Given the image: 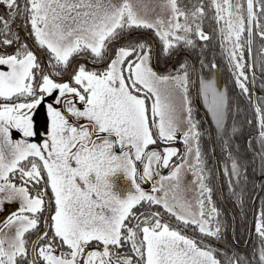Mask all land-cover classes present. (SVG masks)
<instances>
[{
    "label": "snow or ice",
    "instance_id": "snow-or-ice-1",
    "mask_svg": "<svg viewBox=\"0 0 264 264\" xmlns=\"http://www.w3.org/2000/svg\"><path fill=\"white\" fill-rule=\"evenodd\" d=\"M2 3L0 210L4 229L12 232L0 234V264H264V197L254 216L260 243L250 253L241 251L235 238L228 251L180 227H198L204 236L227 243L222 210L213 199L212 168L201 145L204 130L189 94L196 68L185 58L176 68L158 72L152 66L155 43L131 35L150 28L162 52L181 46H199L203 52L211 38L204 29L211 12L234 81L254 105L259 132L248 137V147L259 142L261 150L254 155L264 171V95L253 97L249 87L257 62L264 71V43L258 54L253 50L257 37L264 41V0H193L191 6L162 0L151 9L132 0ZM17 18L25 28L30 23L29 34L48 53L46 62L21 41L13 27ZM13 44L14 51H8ZM75 56L105 63L89 67ZM200 66L198 92L215 124L229 193L240 203L247 168L233 140L241 129L235 120L227 123L226 89L214 75H205L204 69L218 71L215 59L201 55ZM42 108L46 120L38 142L34 113ZM66 113L88 120L81 125ZM13 130L22 135L14 138ZM178 140L183 150L175 145ZM165 166L166 175L160 172ZM119 172L130 182L123 196L114 190ZM188 172L197 193L194 202L177 195L187 188ZM144 181H151L150 190ZM163 210L176 217L175 224L164 219ZM31 232L35 238H29Z\"/></svg>",
    "mask_w": 264,
    "mask_h": 264
},
{
    "label": "flooded vegetation",
    "instance_id": "flooded-vegetation-1",
    "mask_svg": "<svg viewBox=\"0 0 264 264\" xmlns=\"http://www.w3.org/2000/svg\"><path fill=\"white\" fill-rule=\"evenodd\" d=\"M6 8V5H4L2 3V0H0V9H4ZM13 27L16 28L19 32V36L21 41H27L29 46L32 48V50L36 51L38 54V57H40L41 59H43L45 62L48 59V53L47 51H45L43 48H41L39 45H37L34 41V36L30 35V23L28 25L27 28H25L24 23L22 20H20L19 18H17L16 22L13 24ZM216 25L214 22H210L208 25V32H210L211 34H213L215 31ZM214 35V34H213ZM161 42V41H160ZM264 43V41H261L258 37L256 38V43L253 45V50L255 54L259 53V46ZM15 49V44H13L12 46H9L8 51H14ZM5 51V47L0 44V52ZM170 57V60H167V58ZM187 58L188 59V55L186 51H182L181 47L178 51L173 52L171 54L165 53V52H160V60H161V64L158 66L156 65V67L152 64V66L158 71V72H167L170 69H174L177 67V65L179 63H182L183 60ZM215 59L216 64L218 65V71L215 72H207L205 73V75H214L217 79H219V82L217 81V83L222 87L225 88L227 91V96H228V112L232 111L234 108L237 109L238 113L241 111V106L242 102L239 101V99H244L247 101V109L249 107V111L252 113L253 117H252V121L254 123H252V125H254V132L250 135V136H256L259 132V124L258 121L256 119V113L254 110V105L251 104L247 98L246 94H243L239 88V86L235 83L234 78H233V73L231 68L228 66L227 60L225 59V56L222 54L221 49H220V44H219V40H218V36L212 37L208 40V59L207 60H212ZM75 60L78 62H84L87 66L89 67H100L102 66L105 62H101L100 64H96L93 63L91 60H89L87 58V56H75ZM249 62H251V58H249ZM191 65H193V62H191ZM251 73V69L248 70ZM191 79L193 80V75L191 76ZM251 79V77H250ZM195 83H194V87L193 85L190 87L189 89V94L190 96H192L193 98V106H194V112L193 115L195 116L196 119H199L200 117L198 116L200 114V116L203 118L206 127L209 128V130H212V126H215L212 115L210 113V111L207 108V105L204 102L203 97L199 94L198 92V88H199V76H196L195 73V79H194ZM262 84H264V71H261L259 63L257 62L256 65V69H255V83L249 85V87L251 89H253L252 91V96L255 97L257 95H264V87H262ZM0 102H2V99H0ZM80 107H82V103L79 104ZM59 106V105H58ZM63 110V109H62ZM67 115H69L70 120H73L74 122L78 123V124H84L88 118L86 117V119H84L83 117H73L72 114L70 113H66ZM206 119H205V117ZM34 123L35 126L37 128H39V132L37 133V136L33 137L34 139H37V141L39 142L40 139L43 137L44 134V127L43 125L45 124V120L46 117L44 116H37V113L34 114ZM77 118H79L77 121ZM201 124V123H200ZM22 133L19 132V130H13V136L14 138H19V136H21ZM175 145L180 148L181 150H183V142L182 141H176ZM157 145H150V147H156ZM249 150H252V156H254V153L259 152L260 149V144L258 141H254L251 148H249ZM118 151V149H117ZM237 151V149H236ZM243 151V147L239 144V153L241 154ZM173 159L177 160L178 162V157H173ZM206 161L209 167L215 170V175H216V181L218 184V174H217V168H223V163L220 160H216V158L211 157L208 158L206 156ZM254 165H255V170H254V174L252 172H250L249 170V166H246L247 168V177L251 178L253 175H256V191L254 194V198H253V203H254V199L257 197V195L259 194L261 197H264V171H261V161H260V157L258 155H256V158L254 159ZM139 166V165H138ZM170 169L165 167H162L160 169V172L163 174H166ZM122 173V172H121ZM124 175V174H123ZM18 176V174H17ZM17 176H13V179L16 180L17 183H19V180L17 179ZM125 177V176H124ZM125 179H127L125 177ZM212 179L210 181V184L212 185ZM117 186H118V190L117 191L120 195H125L126 194V188L130 187L129 182H127L126 180L120 179L117 182ZM115 185V184H114ZM43 186V185H41ZM142 186L146 189V190H150L151 189V181H144L142 182ZM226 189V188H225ZM227 192L224 193V190H220L219 191V195H220V199H221V204L224 206L225 209H227L228 211H233L234 209H236L238 212H240L242 209H244V204L242 202L237 203L235 201V199L230 195L229 193V189H226ZM49 194L50 193V185L48 188ZM222 191V193H221ZM221 204L216 202L217 207H219L221 209ZM4 209H9V204L7 202H5L4 205ZM162 209V205L159 206L158 208H155L154 210H161ZM141 210V209H140ZM164 212H166V210H163ZM164 216V215H163ZM172 217V218H170ZM4 219H5V213L4 210H0V234H3L4 231H7L9 235H11L12 229H4ZM164 219L169 220L170 222H172L173 224L176 223V217L172 214H169L168 217L164 216ZM174 219V220H173ZM197 235L200 236L201 239L207 240V243L212 245L213 242L212 240L207 237L204 236L203 234H201L199 232V229L197 227ZM36 233L35 232H31L29 238H35Z\"/></svg>",
    "mask_w": 264,
    "mask_h": 264
},
{
    "label": "trees",
    "instance_id": "trees-1",
    "mask_svg": "<svg viewBox=\"0 0 264 264\" xmlns=\"http://www.w3.org/2000/svg\"><path fill=\"white\" fill-rule=\"evenodd\" d=\"M180 3L183 5L191 6L193 0H179ZM209 0H205V4H208ZM211 12H209V18H206L204 29L205 31H208V25L210 22H214V20L210 19ZM214 34V35H213ZM212 37L217 36L216 32H214ZM133 36H139L142 39H147L155 43L156 45V51L154 55L155 63L156 65L161 64L160 60V40L159 37L155 34L153 29L150 28H141L137 29L134 32L131 33ZM204 41H198L199 44H204ZM207 47L201 52V48L199 46L196 47L195 50L191 48H186L184 46H181L182 51H186L188 55L189 64L191 65V62L195 65L196 68V76L200 75V56L203 55L208 59V41ZM167 60H170V57L167 58ZM204 72L207 73L208 69H204ZM239 101L242 102L241 111L238 113L237 109L234 108L232 111L228 112V120L227 123L229 126H231L233 120L237 122V124L240 127V131L236 134L235 139L233 140V145L240 144L243 147V151L240 155L241 159L243 160L244 164L246 166H249L250 172L254 174L255 165H254V159L256 158V155L252 156V150H249L248 147V137L254 132V123L252 121V113L249 111V107L247 109V101L244 99H239ZM200 118L197 119L201 124L200 128L204 130L203 135L201 136V145L204 150V152L207 154L206 156L211 159L213 157L212 150L213 145L215 146V155L214 158L216 160H220L223 162L224 155L220 150V142L217 138L215 126H212L211 130V139H209L208 131L209 128L206 127V124L203 120V118L198 115ZM205 117V116H204ZM206 119V117H205ZM251 120V123L248 121ZM234 151L236 149L234 148ZM239 153V149H238ZM218 184L216 181V175L215 170L212 166V187H213V199L215 202L222 203L219 195L220 190H224V193L227 192L228 184L225 175L223 174V171L221 168H219V174H218ZM241 187L243 191V197H242V203L244 204V209H242L240 212H238L236 209L233 211H228L224 208V206L221 204V218L225 221V229H224V236L227 239V243L224 242V239H216L215 237H209L212 242L213 246L217 248H226L228 251H231V248L233 246V240L235 238L236 244L240 247V250L243 252H251V249L253 247H256L259 245L260 240L255 232V225H254V216L255 213L259 211L260 205H261V196L258 194L257 197L253 198L256 191V175H253L251 178L247 177V180L241 181ZM226 188V189H225ZM229 189V188H228ZM222 193V191H221ZM136 210H140L138 206H134ZM162 215L165 217H168L169 214L167 212H162ZM172 218V217H170ZM174 220V219H173ZM180 227L183 228V230L189 234L194 235L198 239H201L199 235H197V227H184L182 224ZM221 259H223V256L218 252L216 253Z\"/></svg>",
    "mask_w": 264,
    "mask_h": 264
},
{
    "label": "rangeland",
    "instance_id": "rangeland-1",
    "mask_svg": "<svg viewBox=\"0 0 264 264\" xmlns=\"http://www.w3.org/2000/svg\"><path fill=\"white\" fill-rule=\"evenodd\" d=\"M161 2H162V0H132V3L135 4V5H137V6H141L143 4H147L149 6V9H151V6L153 4H157L158 5ZM160 11L161 10L159 8L156 9V12H160ZM149 14L150 15H155L156 13L150 11ZM162 14L166 16L167 15V12H163ZM78 106H80V105H78ZM37 116H44V117H46V108L39 109L38 112H37ZM83 118L86 119V117H83ZM78 119L79 118H77V121H80ZM117 149L119 151V148L118 147H117ZM158 179H159V176L156 175V174H154L153 175V180H158ZM191 179H192V174L190 172L186 173L185 174V178H184V185H186L187 188L183 192H178L177 195H182L184 199L194 202L195 199H196L197 193L194 191V186L193 185H190ZM171 194L172 193L170 191V193H169V196L170 197H171ZM193 207H195V204L194 203H193Z\"/></svg>",
    "mask_w": 264,
    "mask_h": 264
},
{
    "label": "water",
    "instance_id": "water-1",
    "mask_svg": "<svg viewBox=\"0 0 264 264\" xmlns=\"http://www.w3.org/2000/svg\"><path fill=\"white\" fill-rule=\"evenodd\" d=\"M152 63H153V65L156 67V64H155V62H154V57H153V59H152ZM157 68V67H156ZM194 79H195V74L193 75V81H194ZM217 81L219 82V79H218V77H217ZM193 87H194V84H193ZM120 179H123V180H126L127 182H129L127 179H125V177H124V175H123V173H121V172H119V173H117L116 175H115V177H114V190H118V186H117V181L118 180H120ZM129 184H130V182H129ZM128 190V188H126V190L125 191H127Z\"/></svg>",
    "mask_w": 264,
    "mask_h": 264
}]
</instances>
